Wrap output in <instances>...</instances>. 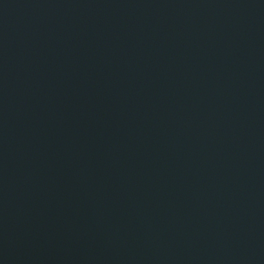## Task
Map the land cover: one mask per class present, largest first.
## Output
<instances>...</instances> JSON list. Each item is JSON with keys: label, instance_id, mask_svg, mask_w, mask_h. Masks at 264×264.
<instances>
[{"label": "water", "instance_id": "water-1", "mask_svg": "<svg viewBox=\"0 0 264 264\" xmlns=\"http://www.w3.org/2000/svg\"><path fill=\"white\" fill-rule=\"evenodd\" d=\"M0 264H264V0H0Z\"/></svg>", "mask_w": 264, "mask_h": 264}]
</instances>
